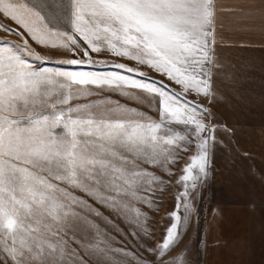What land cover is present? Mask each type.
<instances>
[{"label": "snow or ice", "instance_id": "1", "mask_svg": "<svg viewBox=\"0 0 264 264\" xmlns=\"http://www.w3.org/2000/svg\"><path fill=\"white\" fill-rule=\"evenodd\" d=\"M222 10L220 0H0V32L14 38L0 37V264H188L180 245L217 144L201 98L217 96ZM173 184L157 240L149 213Z\"/></svg>", "mask_w": 264, "mask_h": 264}, {"label": "rangeland", "instance_id": "2", "mask_svg": "<svg viewBox=\"0 0 264 264\" xmlns=\"http://www.w3.org/2000/svg\"><path fill=\"white\" fill-rule=\"evenodd\" d=\"M220 3L223 5L219 13L222 24L218 25L216 52L223 68L216 78L215 100L209 102L201 98V103L214 113V122L219 124L217 144L210 156L209 175L198 185L193 200L194 205L197 204L201 187L211 186V201L237 202L249 206L250 264H264V0H220ZM0 22L9 23L3 19ZM0 37L14 39L2 32ZM34 47L40 50L38 46ZM100 58L113 59L110 56ZM148 74L160 79L156 73ZM104 95H110L129 106L139 107L134 101H128L115 93L106 92ZM150 114L155 115L154 112ZM192 154L189 152L184 155L175 169L177 176ZM158 174L168 180L163 173ZM176 191L174 184L169 186L162 194L160 213H149L153 220L160 221L151 225L156 230L157 240L166 223L165 215L174 205L173 196ZM199 213V210L193 211L180 245L181 249H187L188 261L193 257V264H200ZM105 215L110 214L105 211ZM196 215L198 218H195ZM110 218L121 230L127 231V225L120 219ZM113 235L118 241L121 240L119 233L113 232ZM131 246L134 248V242Z\"/></svg>", "mask_w": 264, "mask_h": 264}, {"label": "crops", "instance_id": "3", "mask_svg": "<svg viewBox=\"0 0 264 264\" xmlns=\"http://www.w3.org/2000/svg\"><path fill=\"white\" fill-rule=\"evenodd\" d=\"M210 187H201L194 207L201 211L200 264H250L249 206L211 201ZM193 262L191 257L188 264Z\"/></svg>", "mask_w": 264, "mask_h": 264}]
</instances>
